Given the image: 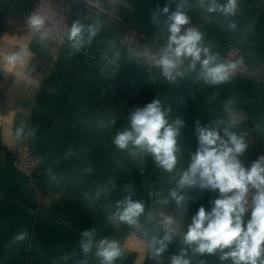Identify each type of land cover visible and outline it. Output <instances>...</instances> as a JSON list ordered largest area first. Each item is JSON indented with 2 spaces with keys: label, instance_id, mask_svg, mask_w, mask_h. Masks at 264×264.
I'll list each match as a JSON object with an SVG mask.
<instances>
[{
  "label": "crops",
  "instance_id": "1",
  "mask_svg": "<svg viewBox=\"0 0 264 264\" xmlns=\"http://www.w3.org/2000/svg\"><path fill=\"white\" fill-rule=\"evenodd\" d=\"M168 2L74 0L68 33L78 23L84 42L75 49L68 39L52 62L47 42L23 29L31 0H0V264H99L94 255H81L87 229L96 230L97 240L120 242L124 254L115 264H169L181 248L179 238L159 259L149 258V244L152 236L162 238L164 216H181L171 192L198 146L196 122L227 123L226 102L232 100L228 107L243 119L231 130L248 144L240 159L247 167L264 155V0H237L236 14L227 20L188 0L185 27L203 32L204 46L226 62L229 46L241 49L230 80L217 85L196 72L169 81L152 62L168 38L166 18L154 22L153 14ZM178 2L172 0L170 11ZM21 49L27 51L24 62L9 67L5 57ZM153 100L161 102L169 122L185 121L172 172L151 155L113 143L128 128L130 114ZM23 142L40 157L33 184L14 166ZM129 194L144 206L137 225L112 218ZM182 194L188 197L185 225L217 196L198 187ZM21 231L27 238L13 243ZM191 259L221 264L218 254Z\"/></svg>",
  "mask_w": 264,
  "mask_h": 264
},
{
  "label": "clouds",
  "instance_id": "2",
  "mask_svg": "<svg viewBox=\"0 0 264 264\" xmlns=\"http://www.w3.org/2000/svg\"><path fill=\"white\" fill-rule=\"evenodd\" d=\"M187 2L179 0L175 10L170 11L172 0H169L153 14L154 22H159L160 15L166 18L164 24L168 38L166 45L150 58L169 81H175L188 72H196L197 78L205 83H225L230 80L237 65L222 60L204 46L203 32L195 27H185L190 23L185 10ZM197 2L202 10L209 14L218 13L225 20L236 14L237 0H224L223 3L220 0ZM44 24V17L34 16L30 19V26L40 32L42 40L47 36V33L41 32ZM235 27V23L228 24L229 29ZM88 31L94 35L91 28ZM68 39L73 48L79 49L84 42L83 27L74 24ZM26 56L27 51L21 49L5 57V60L11 67L23 63ZM233 103L232 100L226 102L230 116L227 123L218 121L201 126L199 121L196 122L198 146L191 154L188 167L179 177V191L171 192L176 205L182 209L181 216L162 218L164 234L162 238L152 236L149 244L150 259H159L174 239L179 238L181 248L171 256L169 264H193L191 256L217 254L221 264L225 261L230 264H264V155L247 167L240 159L248 144L244 134L231 130L236 129L243 119L228 107ZM221 123H224L222 129ZM183 127L185 121L182 118L169 122L161 102L153 100L130 114L128 128L118 132L113 143L121 151L131 150L133 154L139 152L151 155L160 167L172 172L177 164V138ZM197 187L217 192V196L210 201V209L200 206L190 223L185 225L183 212L187 209L188 197L182 192ZM143 212V204L134 201L129 194L117 203L112 218L128 225H137ZM27 236V232L21 231L13 236L12 242H22ZM95 237V229L81 233L79 248L83 257L92 254L99 260V264H115L123 256L124 250L119 241L108 237L97 240ZM78 264H87V261L84 259ZM199 264H206V261L200 259Z\"/></svg>",
  "mask_w": 264,
  "mask_h": 264
},
{
  "label": "built area",
  "instance_id": "3",
  "mask_svg": "<svg viewBox=\"0 0 264 264\" xmlns=\"http://www.w3.org/2000/svg\"><path fill=\"white\" fill-rule=\"evenodd\" d=\"M73 6L74 0H31L23 29L41 38L40 32L30 26V19L34 16L44 17L45 24L41 32L47 33L44 40L48 44L52 62L59 60L62 48L68 41V27ZM240 55L241 49L235 45L229 46L224 53L225 59L230 62L237 61ZM39 163L40 157L32 150L29 143L23 142L16 148L14 166L25 174L32 184L35 181V171Z\"/></svg>",
  "mask_w": 264,
  "mask_h": 264
}]
</instances>
